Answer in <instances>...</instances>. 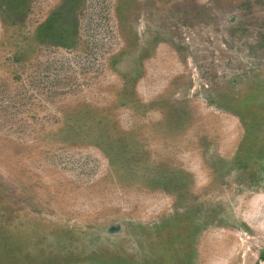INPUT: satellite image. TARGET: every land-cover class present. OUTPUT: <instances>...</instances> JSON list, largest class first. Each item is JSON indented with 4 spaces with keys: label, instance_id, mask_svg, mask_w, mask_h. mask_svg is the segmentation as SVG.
Listing matches in <instances>:
<instances>
[{
    "label": "rangeland",
    "instance_id": "374dc122",
    "mask_svg": "<svg viewBox=\"0 0 264 264\" xmlns=\"http://www.w3.org/2000/svg\"><path fill=\"white\" fill-rule=\"evenodd\" d=\"M0 264H264V0H0Z\"/></svg>",
    "mask_w": 264,
    "mask_h": 264
}]
</instances>
